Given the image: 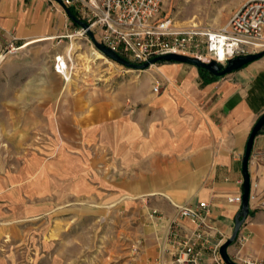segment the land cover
<instances>
[{
	"label": "crops",
	"instance_id": "0c3cea01",
	"mask_svg": "<svg viewBox=\"0 0 264 264\" xmlns=\"http://www.w3.org/2000/svg\"><path fill=\"white\" fill-rule=\"evenodd\" d=\"M70 25L52 0H0V50L53 41L61 46ZM150 67L151 83L138 94L130 87L128 99L65 101L71 108L56 126L52 156L22 166L16 177L2 176L0 199H28L38 207L42 201L56 207L80 200L138 205L147 223L139 264H171L159 244L177 206L206 202L212 240L230 237L241 203L228 198L242 194L246 141L264 113V56L220 76L184 62ZM52 116L45 120L54 121ZM247 169L248 214L227 248L235 261L264 259V129L254 137ZM152 209L167 220L154 222ZM181 222L193 227L188 219ZM10 228L7 211L0 209V244Z\"/></svg>",
	"mask_w": 264,
	"mask_h": 264
},
{
	"label": "rangeland",
	"instance_id": "374dc122",
	"mask_svg": "<svg viewBox=\"0 0 264 264\" xmlns=\"http://www.w3.org/2000/svg\"><path fill=\"white\" fill-rule=\"evenodd\" d=\"M247 1L163 0L157 20L195 29L201 39L199 54L209 61L204 33L220 29ZM70 27L58 47L53 41L0 50V178L16 177L22 166L50 159L54 140L59 138L56 126L62 124L61 114L71 108L65 101L128 99L130 87L138 94L155 75L150 66L131 68L110 59L86 32L80 33L79 25L71 21ZM93 49L112 64L95 58ZM56 55H63L68 62L66 77L52 70ZM81 65L89 68L78 73ZM50 100L56 104L49 107ZM48 115H54V121L45 120ZM0 209L7 211L11 227L0 244V259L8 264L140 263L147 223L138 205L80 200L56 207L42 201L38 207L28 199L24 203L0 199ZM23 211L26 215L17 217Z\"/></svg>",
	"mask_w": 264,
	"mask_h": 264
},
{
	"label": "built area",
	"instance_id": "2783aa9c",
	"mask_svg": "<svg viewBox=\"0 0 264 264\" xmlns=\"http://www.w3.org/2000/svg\"><path fill=\"white\" fill-rule=\"evenodd\" d=\"M61 1L76 17L88 24L98 42L129 62L141 64L167 53L195 55L202 59L199 54L201 39L195 29H181L157 20L163 0ZM84 32L86 30L81 28L80 33ZM204 34L209 58H217L220 50L223 53V60L215 59L219 63L237 55L257 52L264 48V0L243 3L220 29ZM53 66L65 76L62 70L67 71L68 62L63 55L55 56ZM158 88L156 84L152 90L156 92ZM250 197L249 190L248 200ZM228 200L240 204L241 194ZM176 210V217L168 220L159 244L162 254L168 252L171 255V264H226L219 253L224 241L212 240L207 203L200 201L196 205H181ZM149 218L156 223L166 219L156 209L149 212ZM182 219H188L193 227L187 228ZM245 241V237L244 241L240 240L239 247ZM235 262L264 264V259L244 256Z\"/></svg>",
	"mask_w": 264,
	"mask_h": 264
},
{
	"label": "water",
	"instance_id": "95a60500",
	"mask_svg": "<svg viewBox=\"0 0 264 264\" xmlns=\"http://www.w3.org/2000/svg\"><path fill=\"white\" fill-rule=\"evenodd\" d=\"M56 1L64 10L66 15L71 19L72 22L76 23L79 25L81 28L86 30V33L89 35L91 38L94 46L102 52L105 56L109 57L110 59L125 65L127 67L131 68H137V69H144L147 68L148 66L158 62V61H175V62H184V63H189L192 64L198 68L205 69L208 72H210L213 75L220 76L223 74H226L228 72H231L233 70H236L243 65H246L247 63L256 60L260 58L261 56H264V50L255 52V53H248V54H243V55H237L235 57L227 59L226 63L220 64L217 62L215 59H210L209 61H204L198 57H192L189 55L185 54H179V53H167L163 55H157L152 57L149 61H146L141 64H136L129 62L125 58L121 57L119 54L111 50L110 48L106 47L102 43L98 42L94 35L93 32L88 28V24L76 17L72 11L65 6L61 0H54ZM264 129V113H262L258 119L256 120L255 124L253 125L249 136L246 141L245 145V151L244 155L242 158V171H243V191L241 194V207L239 211L237 212L235 216V223H234V229L230 237H228L221 245L219 248V253L224 260L226 264H239L235 262L230 255L228 254L227 248L228 246L234 241L236 234L245 220L247 214H248V196H249V190H250V180H249V173L247 169V164H248V159L250 156V151L252 148L253 140L254 137L262 130Z\"/></svg>",
	"mask_w": 264,
	"mask_h": 264
},
{
	"label": "bare ground",
	"instance_id": "6f19581e",
	"mask_svg": "<svg viewBox=\"0 0 264 264\" xmlns=\"http://www.w3.org/2000/svg\"><path fill=\"white\" fill-rule=\"evenodd\" d=\"M71 52H72V50H71ZM70 52V56H71V53ZM92 54H93V56L95 57V58H99V59H103L104 61H106V62H108V63H111L105 56H103L99 51H97L96 49H93V51H92ZM1 58V57H0ZM217 61H221V60H223L224 59V57H223V53L221 52V50L219 51V54H218V57L217 58H215ZM112 64V63H111ZM110 64V65H111ZM78 65V64H77ZM63 66L64 67H66L67 68V65L64 63L63 64ZM79 67H81V70H79L80 68H78V73L79 72H84V70H86V69H88L89 68V66H84V65H81V66H79ZM73 68V67H72ZM75 68V67H74ZM76 69H77V67H76ZM76 69H75V71H76ZM62 72H63V74L65 75V76H67V71L66 70H62Z\"/></svg>",
	"mask_w": 264,
	"mask_h": 264
},
{
	"label": "trees",
	"instance_id": "16d2710c",
	"mask_svg": "<svg viewBox=\"0 0 264 264\" xmlns=\"http://www.w3.org/2000/svg\"><path fill=\"white\" fill-rule=\"evenodd\" d=\"M158 62H161V61H158ZM201 70L204 71V72L206 71L205 69H201ZM206 72H207V71H206Z\"/></svg>",
	"mask_w": 264,
	"mask_h": 264
}]
</instances>
